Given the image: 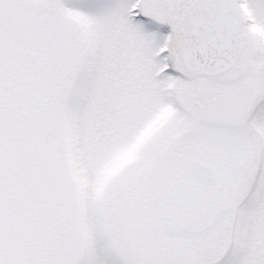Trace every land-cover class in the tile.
Listing matches in <instances>:
<instances>
[{
	"label": "snow or ice",
	"instance_id": "6c2138e0",
	"mask_svg": "<svg viewBox=\"0 0 264 264\" xmlns=\"http://www.w3.org/2000/svg\"><path fill=\"white\" fill-rule=\"evenodd\" d=\"M0 264H264V0H0Z\"/></svg>",
	"mask_w": 264,
	"mask_h": 264
}]
</instances>
